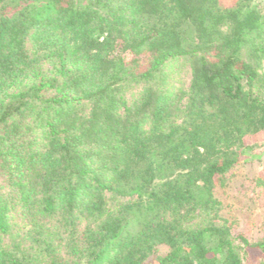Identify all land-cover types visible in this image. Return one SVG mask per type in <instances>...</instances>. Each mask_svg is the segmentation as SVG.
Listing matches in <instances>:
<instances>
[{"label": "trees", "instance_id": "16d2710c", "mask_svg": "<svg viewBox=\"0 0 264 264\" xmlns=\"http://www.w3.org/2000/svg\"><path fill=\"white\" fill-rule=\"evenodd\" d=\"M263 136L264 0H0V264H264Z\"/></svg>", "mask_w": 264, "mask_h": 264}, {"label": "rangeland", "instance_id": "374dc122", "mask_svg": "<svg viewBox=\"0 0 264 264\" xmlns=\"http://www.w3.org/2000/svg\"><path fill=\"white\" fill-rule=\"evenodd\" d=\"M221 1L230 6L236 0ZM181 78L187 84L190 75L183 73ZM255 152L257 155L254 159L232 171L228 186L219 192L227 213L238 216V229L251 240L259 238L264 230V187L258 183V178L264 177V141L256 143ZM166 249L162 246L159 250L163 253Z\"/></svg>", "mask_w": 264, "mask_h": 264}]
</instances>
